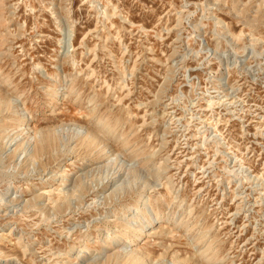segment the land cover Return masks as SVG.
I'll return each instance as SVG.
<instances>
[{"label":"rangeland","instance_id":"1","mask_svg":"<svg viewBox=\"0 0 264 264\" xmlns=\"http://www.w3.org/2000/svg\"><path fill=\"white\" fill-rule=\"evenodd\" d=\"M0 264H264V0H0Z\"/></svg>","mask_w":264,"mask_h":264},{"label":"bare ground","instance_id":"2","mask_svg":"<svg viewBox=\"0 0 264 264\" xmlns=\"http://www.w3.org/2000/svg\"><path fill=\"white\" fill-rule=\"evenodd\" d=\"M146 220H147V219L145 218V219H144V223H145Z\"/></svg>","mask_w":264,"mask_h":264}]
</instances>
